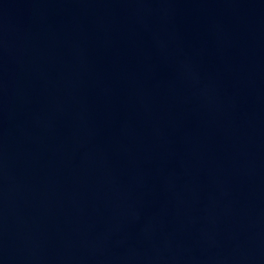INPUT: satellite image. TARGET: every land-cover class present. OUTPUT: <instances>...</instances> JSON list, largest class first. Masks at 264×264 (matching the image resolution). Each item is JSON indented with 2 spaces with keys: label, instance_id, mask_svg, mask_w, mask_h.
<instances>
[{
  "label": "water",
  "instance_id": "water-1",
  "mask_svg": "<svg viewBox=\"0 0 264 264\" xmlns=\"http://www.w3.org/2000/svg\"><path fill=\"white\" fill-rule=\"evenodd\" d=\"M0 264H264V0H0Z\"/></svg>",
  "mask_w": 264,
  "mask_h": 264
}]
</instances>
